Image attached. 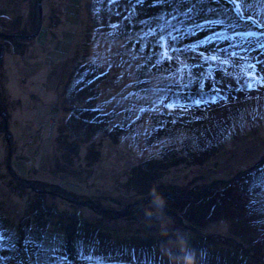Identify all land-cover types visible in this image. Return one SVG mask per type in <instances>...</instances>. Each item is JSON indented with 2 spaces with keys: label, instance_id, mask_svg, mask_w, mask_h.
Returning a JSON list of instances; mask_svg holds the SVG:
<instances>
[{
  "label": "rangeland",
  "instance_id": "1",
  "mask_svg": "<svg viewBox=\"0 0 264 264\" xmlns=\"http://www.w3.org/2000/svg\"><path fill=\"white\" fill-rule=\"evenodd\" d=\"M246 47L264 0H0V264H264Z\"/></svg>",
  "mask_w": 264,
  "mask_h": 264
},
{
  "label": "trees",
  "instance_id": "2",
  "mask_svg": "<svg viewBox=\"0 0 264 264\" xmlns=\"http://www.w3.org/2000/svg\"><path fill=\"white\" fill-rule=\"evenodd\" d=\"M237 1V0H236ZM236 5L238 6V3L236 2ZM146 149V148H145ZM139 151V150H138ZM140 151H144V150H141L140 149ZM225 169V168H224ZM219 170H221V169H219ZM218 170V171H219ZM226 170V169H225ZM218 171H212V173L211 174H209L210 176H214V175H217L218 174ZM219 174H220V176H222V171L221 172H219ZM9 217H5L4 215H2L1 213H0V238H2L3 240H11L12 242H14L15 241V238L17 237V234H16V224L15 225H11V224H13V223H10V222H5V223H3L2 224V222L3 221H9V219H8ZM215 226H217V225H215ZM219 226V228H221L222 230H220V234L219 235H221V236H224L225 237V234H224V232H225V229L227 228V224H219L218 225ZM19 227V226H18ZM183 227H181L180 229H182ZM226 233V232H225ZM16 234V235H15ZM27 238V241L29 240V238H28V236L26 237ZM38 244V243H37ZM27 248V247H26ZM25 248V249H26ZM62 250V249H61ZM249 253H250V250H249ZM250 255L252 256V254L250 253ZM245 262H248V261H246L245 260ZM249 263V262H248ZM255 263H257V260H255ZM249 264H252V263H249ZM258 264V263H257Z\"/></svg>",
  "mask_w": 264,
  "mask_h": 264
},
{
  "label": "bare ground",
  "instance_id": "3",
  "mask_svg": "<svg viewBox=\"0 0 264 264\" xmlns=\"http://www.w3.org/2000/svg\"><path fill=\"white\" fill-rule=\"evenodd\" d=\"M247 49H249V50H247ZM247 51H256L255 52V54H256L255 56L249 57L247 59L258 58L259 59V64L255 67V69L262 70L264 68V50L251 49L249 47H246L245 52H247ZM221 57H223V56H221ZM261 91H264V87H262ZM248 93H251V92L247 91V90L245 92H243L242 90H238V91H234V92L231 91L227 97H226V95L224 96L226 98L224 99L225 101H223V102H226V103L227 102H232L231 104H233V103L235 104L236 100H238L242 95L248 94ZM221 110H223V109L219 106V107H217L215 109V112H218V111H221ZM181 175H183V174H179V176H181ZM178 180H180V181H178L180 183H183L184 181H186V179L183 178V177L179 178Z\"/></svg>",
  "mask_w": 264,
  "mask_h": 264
},
{
  "label": "clouds",
  "instance_id": "4",
  "mask_svg": "<svg viewBox=\"0 0 264 264\" xmlns=\"http://www.w3.org/2000/svg\"><path fill=\"white\" fill-rule=\"evenodd\" d=\"M185 264H196L195 257H188L185 261Z\"/></svg>",
  "mask_w": 264,
  "mask_h": 264
},
{
  "label": "water",
  "instance_id": "5",
  "mask_svg": "<svg viewBox=\"0 0 264 264\" xmlns=\"http://www.w3.org/2000/svg\"><path fill=\"white\" fill-rule=\"evenodd\" d=\"M40 19H42V6L39 4ZM42 20H40L41 22ZM41 27V26H40Z\"/></svg>",
  "mask_w": 264,
  "mask_h": 264
}]
</instances>
